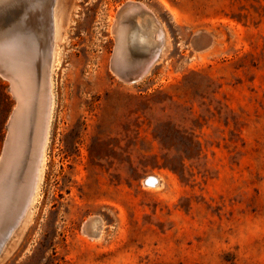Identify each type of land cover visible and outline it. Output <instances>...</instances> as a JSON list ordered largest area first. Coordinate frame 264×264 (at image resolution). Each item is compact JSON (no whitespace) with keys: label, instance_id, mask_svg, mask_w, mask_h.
I'll return each mask as SVG.
<instances>
[{"label":"rangeland","instance_id":"1","mask_svg":"<svg viewBox=\"0 0 264 264\" xmlns=\"http://www.w3.org/2000/svg\"><path fill=\"white\" fill-rule=\"evenodd\" d=\"M127 1L147 7L165 36L164 54L135 83L110 67L111 17ZM29 6L10 5L8 28ZM57 8L64 38L41 195L0 264H264V0ZM196 33L210 38L203 50ZM14 108L0 76V155ZM89 219L98 235L84 230Z\"/></svg>","mask_w":264,"mask_h":264},{"label":"bare ground","instance_id":"2","mask_svg":"<svg viewBox=\"0 0 264 264\" xmlns=\"http://www.w3.org/2000/svg\"><path fill=\"white\" fill-rule=\"evenodd\" d=\"M12 1L0 0V6ZM24 1L34 5L29 6L27 19L0 40V66L4 64L7 68L10 92L21 107L17 116L11 121L9 117L7 122V149L0 171V238L8 233L12 235L10 241L30 223L40 199L54 103L52 73L59 64L57 43L64 38L63 13L57 8L58 0ZM113 16L111 20L115 21ZM158 21L151 13L136 12L129 20L132 26L129 24L126 29L121 26L120 34L127 51L135 50L142 61L159 60L164 54L165 36ZM37 35L42 39L41 44ZM25 138L28 148L20 146ZM143 183L154 186L157 179L147 178ZM17 224L19 230L14 232ZM100 227L92 221L86 230L91 229L98 235ZM10 241L3 248V254Z\"/></svg>","mask_w":264,"mask_h":264},{"label":"water","instance_id":"3","mask_svg":"<svg viewBox=\"0 0 264 264\" xmlns=\"http://www.w3.org/2000/svg\"><path fill=\"white\" fill-rule=\"evenodd\" d=\"M19 1L20 0H13L12 2L8 4L0 6V40L5 39L7 35L9 34V32H11L12 30H16L22 26L24 19H20V20L18 19V21L12 26V28H8L9 21L6 18V13L8 12L10 5H12L13 3H17ZM136 12L137 14L138 13H144L146 15L150 14L148 10L144 9L142 4L127 1L117 11L116 16H115V22H114V32L116 36V44H115L114 50L110 58V67H111V70L115 74H117V76L125 83H135L141 80L149 72L151 66L157 61V59H154V60L148 59L146 61H139L137 63H133L130 57L132 56L131 54H136V51L135 50L127 51L126 47L123 45L122 34H120V31H121L120 27L123 25V23L129 21L131 17L134 14H136ZM191 43L193 45L194 50L196 51L203 50L210 44V38L203 33H196L192 37ZM6 72H7V68L4 66V64H2V66H0V76L4 79H7ZM20 109L21 107L18 105V103L15 100V108L10 115V121L13 117L17 116V113L20 112ZM6 139L7 137L5 138L2 153L0 155V171L5 161V152L7 149ZM92 221L93 219H89L84 224V227H83L84 230H86L87 226ZM19 227H20L19 224H17L14 227V232H16L19 229ZM11 236H8V233H5L0 238V257L3 255L2 253L3 248L8 243Z\"/></svg>","mask_w":264,"mask_h":264}]
</instances>
